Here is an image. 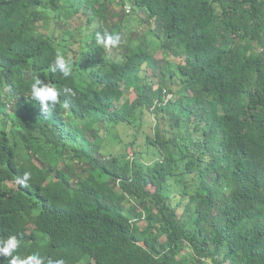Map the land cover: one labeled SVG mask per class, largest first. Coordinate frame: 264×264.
<instances>
[{"label":"trees","instance_id":"trees-1","mask_svg":"<svg viewBox=\"0 0 264 264\" xmlns=\"http://www.w3.org/2000/svg\"><path fill=\"white\" fill-rule=\"evenodd\" d=\"M105 30L119 46L96 43ZM57 53L70 79L50 71ZM37 78L76 99L43 113ZM121 124L124 146L107 135ZM11 236L45 264H264V0H0Z\"/></svg>","mask_w":264,"mask_h":264},{"label":"clouds","instance_id":"clouds-1","mask_svg":"<svg viewBox=\"0 0 264 264\" xmlns=\"http://www.w3.org/2000/svg\"><path fill=\"white\" fill-rule=\"evenodd\" d=\"M95 39L98 45L102 46L104 49H110L119 46L121 43V34L105 30L103 33L97 32ZM49 67L53 74H59L64 79H70L73 76L72 61L60 53L55 55ZM167 95L172 94L168 93ZM61 96L65 97L63 106L68 107V102L76 99L77 92L70 86L57 89L39 78L35 79V82L30 85L31 99L36 101L40 105L41 111L47 115H49L59 103ZM30 179L31 173L25 172L22 177L18 178L17 182L21 186L27 187ZM19 247V240L15 236H11L6 240H0V257H5L8 260V264H45L46 258L39 255V253L28 255L25 258L15 255ZM47 264H64V261L47 259Z\"/></svg>","mask_w":264,"mask_h":264},{"label":"rangeland","instance_id":"rangeland-1","mask_svg":"<svg viewBox=\"0 0 264 264\" xmlns=\"http://www.w3.org/2000/svg\"><path fill=\"white\" fill-rule=\"evenodd\" d=\"M144 16V14H142ZM154 55H155V58L156 59H159V60H165L166 57H167V51L165 49H162L160 48L159 46L155 47V52H154ZM124 87V83L121 82L119 84V88H123ZM172 94V92H169ZM125 95L127 97H129L130 99L134 100V98L136 97V94L134 91H129L127 93H125ZM171 96V97H170ZM168 100H165V102L162 104L164 106H167V104L169 103L170 100H174L176 98V96L174 94L172 95H168ZM9 111L12 112V109L11 107L9 108ZM133 134H136V129L135 127H131V126H128V125H124V124H121V125H118L117 127H113L108 133L107 135L108 136H114L116 135L117 137H121V140H122V146H124L125 144H128L130 141L133 140ZM143 134V135H142ZM142 134H139V138L137 140V143H144V137H145V133L142 132ZM137 143H136V146H133V147H127V149L129 150V152L131 154H133V150L138 148L137 146ZM120 146V145H119ZM191 177V175L188 176V178Z\"/></svg>","mask_w":264,"mask_h":264}]
</instances>
